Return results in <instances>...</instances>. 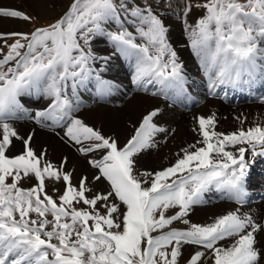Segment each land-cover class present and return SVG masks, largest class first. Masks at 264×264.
I'll list each match as a JSON object with an SVG mask.
<instances>
[{
  "label": "snow or ice",
  "instance_id": "6c2138e0",
  "mask_svg": "<svg viewBox=\"0 0 264 264\" xmlns=\"http://www.w3.org/2000/svg\"><path fill=\"white\" fill-rule=\"evenodd\" d=\"M194 8L205 14L188 26L189 39L211 88L264 81V0H184L183 16ZM121 10L146 44H137L133 33L124 28ZM0 17L32 19L5 7H0ZM111 20L120 21L121 28L111 39L135 60V83L155 81L162 93L183 88L182 66L151 4L72 0L67 11L47 27L0 33V264H179L183 245L204 249L195 251L187 264H264V247L258 246L257 239L264 233V223L241 215L239 208L207 225L185 219L211 186L244 203L247 170L256 157H264V125L223 133L215 130V113L198 116L193 131L202 139L182 148L171 166L136 175L133 157L151 147L153 135L163 131L153 123L158 110L142 118L123 147L73 115L79 104L74 107L69 99L67 81L72 80L75 92L77 80L85 79L94 59L90 34L101 32L102 24ZM33 90L51 98L46 109L35 113L38 123L64 122L65 135L81 146L78 151L103 153L90 163L100 173L95 179L103 177L110 183L107 194L88 198L87 178L73 187L71 174L65 172V190L57 203L45 191V177L59 180L61 173L51 163L41 166V157L29 146L30 136L23 140L21 154H6L12 138L22 139L7 121L21 110L19 98ZM100 90L104 91L103 81ZM236 119L243 124L247 118ZM30 176L38 183L20 187V181ZM81 202L91 211L75 207ZM170 209H176L174 214H168ZM175 221L188 228L171 227ZM225 241L229 243H221Z\"/></svg>",
  "mask_w": 264,
  "mask_h": 264
},
{
  "label": "bare ground",
  "instance_id": "6f19581e",
  "mask_svg": "<svg viewBox=\"0 0 264 264\" xmlns=\"http://www.w3.org/2000/svg\"><path fill=\"white\" fill-rule=\"evenodd\" d=\"M48 2L51 1L0 0V7L13 8L17 7L16 4L19 3L24 6H28L34 12L39 13L41 11L45 12V10L48 9ZM159 7L165 10V14L173 12V4L171 1L161 0L159 2ZM52 12L54 11L52 10ZM187 18L190 20V23L195 24L197 13L190 12ZM167 19L170 24L172 23L171 28L173 31L171 30V34L178 35L179 40L177 41L182 42L183 32L181 29H176L178 28V25L174 21V18L170 17ZM20 22V19L0 17V32L13 31L15 27L12 26H16V24H19ZM105 50L107 51V49ZM105 54H107L105 55V58L111 59L112 56V60L115 61L121 57L123 52L118 51L117 53H112L110 56L107 51ZM182 54L184 60L182 61L183 64H181L183 65L181 74L187 81L186 86L193 89V104H189L188 102L186 103L181 99L179 104H169L168 101L161 96L159 97L157 95H153L154 92L158 93L160 88H157L154 91L152 84H147L145 82L135 83L134 80L127 78V76H122V74L117 75L120 74L117 72L115 75L112 73L109 75L111 80L124 82V85H121V87L118 86V90H113L112 95H110L111 101L114 103L119 102L118 105L113 103V106H109L104 103H97L92 106L78 109L80 110L79 115H84L90 121L99 123L104 131L110 134L112 138L121 141L123 144L131 138L135 129L139 126L145 115L151 111L158 110V114L153 118V123L156 126L162 125L161 129H163V131H157L153 135L151 147L145 148L133 157L135 161L134 173L136 175H139V173L142 172H155L156 170L163 168L167 163L175 161L178 153L182 155V148H186L189 145L196 143L197 140L202 139V137L198 135V132L192 130L194 128H198V124L196 123V120L192 121L191 119H195L198 116L207 117L215 113L217 120L215 130L223 133L235 132L241 127L246 130L256 123L264 125V102L261 101V97L264 95H262V92H258L259 88L255 87L257 83L261 82L264 84V81L255 79L253 82L243 86L234 87L232 85H220L219 87L212 89V81L206 73L201 59L198 58L193 49L191 47L183 46ZM199 71L200 73H204L205 80L208 81L206 84L207 86L198 82L196 72L198 73ZM86 78H88V76ZM147 79L148 78H145V80ZM109 83L110 82H108V84ZM145 88L147 90H145ZM246 90H250L249 92L252 93V96L250 94H246ZM216 94L218 96H215ZM168 96H171L172 98L178 97L175 93H169ZM45 98L49 99V97L41 94L38 98H35L34 106H32L31 104L29 105L25 102L28 98L26 99L24 97L23 105L26 107L32 106L31 108L36 106L38 107V104L36 103L41 101L42 103L45 102L47 100H45ZM198 99H200L201 102L195 104V100ZM238 100L240 102H238ZM84 101L85 100L83 99L82 102ZM242 101H245L244 104L241 103ZM24 115L30 119H14L16 120L15 122H10L9 120L7 121L9 124H15L14 128L16 127L18 136L22 139L14 137L13 145L10 146L6 154H11V151L14 152L15 150L13 147L20 144L22 140L27 139L30 136V146L36 147L39 151H43L45 149L52 157L60 161L63 159L66 166L73 171L76 177H88L89 173L87 172L88 170H85L86 167L84 168V163L88 160V157H94L95 160V156H97L96 151L86 154L81 153L77 150L81 146L74 144L73 141L65 135L66 128L63 129L60 126H56L54 128L40 125L37 126L35 116L31 118L26 114ZM236 117H241L242 119L246 117L247 119L243 124H241L240 120H237ZM27 121L31 122V127L27 128ZM44 122H47V120ZM34 128H37V131H35ZM165 142L166 144L162 146L161 144ZM157 148L159 150L156 154L152 155L151 152H149L151 150H156ZM145 151H148L149 153L145 154ZM246 156L251 159L250 155ZM254 162L264 163V157H256ZM138 169H141L139 173L137 172ZM261 171L262 176L260 175L256 177V181L252 182L254 185L250 182L248 183L247 180V186L245 185L247 195L243 204L236 203V201L233 198H230L229 194L224 189H217L216 187H213L212 189L210 188L209 190H206L208 191V194L205 193L206 195L202 196V202L203 204L205 203L204 205H202L201 202L191 207L189 213L192 220L204 224H210L213 223L217 217L225 215L230 211H235L239 208L240 213L247 212L254 219H256L257 222L264 223V170L262 169ZM249 173V170H247L246 175ZM257 239L259 242L258 246L264 247V234H257ZM225 243L229 242L225 241Z\"/></svg>",
  "mask_w": 264,
  "mask_h": 264
},
{
  "label": "rangeland",
  "instance_id": "374dc122",
  "mask_svg": "<svg viewBox=\"0 0 264 264\" xmlns=\"http://www.w3.org/2000/svg\"><path fill=\"white\" fill-rule=\"evenodd\" d=\"M49 1H51V2H48V6H47L48 9L45 10V12L41 11L39 13L34 12L28 6H24V5L19 4V3L16 4L17 7H13L11 9L20 10V11L26 13L32 19L30 21H27V22L20 19L21 22L19 24H16V26H12V27H15L13 31H4V32H0V33H12V32L30 33L32 31H34L36 28L47 27L49 24L54 23L57 19H59L67 11L68 7L72 3V0H49ZM160 1L161 0H127V2L132 4V5H140L142 7L144 5H146V4H151L152 5L153 12L155 14H157L160 17V19L163 21V23H164V26H165V28L167 30L166 31L167 42L171 45V48L176 52V56H177V60H178L177 63H179L180 59L184 60V57L182 56L183 55L182 54L183 46L184 47H191L190 46L191 42H190V39H189V31H190V29L188 28V26L189 25H194V24L190 23V20L187 18L188 16L184 17L183 14H182L183 7H184V0H167V1H171L172 4H173V8H172L173 12H171V13L169 12L170 14H165V10H163V8L161 9L159 7V2ZM116 2L119 3V0H116ZM192 2L193 3H197V2L206 3L207 0H192ZM241 2H243V0H241ZM52 10L54 12H52ZM195 12L197 13V19L205 14L203 9L194 8L191 11V13H195ZM126 16H127V14L124 13L121 10L120 11V17H121V20L124 21V28H126L127 31L133 33V35L135 37V42L137 44H146L147 41L144 38H142L139 35V33L136 31V27L131 22V18L128 17L125 20ZM170 17H173L174 21L178 25V28H176V29H178V30L181 29V31L183 32L182 33V35H183L182 42H178L177 41V40H179V36L178 35L171 34V32L173 31V29L171 28L172 27V23L170 24L168 22V19H167V18H170ZM16 19H18V18H16ZM119 31H121L120 21L111 20V21H108V22H105V23L102 24V31L101 32H98V33H95V34H90V45L89 46H90L91 51H92V53L94 55V59L89 61L88 67L90 68V71L87 74L88 78H86L87 77L86 76L85 79L81 83L77 80V85H76V88H75V92H76V96H77V93L79 91L88 93L87 88L89 87V85L90 86L92 85V88L95 90L94 95H96L97 97H95L94 100L91 99L92 101L90 100L89 104H87V105L86 104L83 105L82 103L81 104L77 103L75 101V98H73L72 80L69 79L67 81L66 91H67V95H68L69 99L71 101L73 100L72 102H73V106L74 107L76 106V104H79V108L80 109H82L83 107L92 106V105L97 104V103H104V104L109 105V106H113L114 104H117V105L119 104V102L115 101L116 103H114L113 101H111V96L110 95H112V91L113 90H118L117 89L118 86L121 87V85H124V82L123 81H119V80H117V81L116 80H111V77H110L111 73L113 75H115L118 72L120 74H117V75H121L122 74V76H125V77L127 76V78H130L132 80H133V76H134V73H135V60H134L133 57H131L129 55H125L129 59L125 63H123L124 61H116V60L114 61V60H112L111 52L114 53L113 51H117V42H115V41H113L111 39V34L112 33H118ZM181 31H180V33H181ZM12 42H13V39H9L8 40L9 44H11ZM81 43H82V41H81ZM0 46H3V41H0ZM105 49H107L108 53L111 56V59L105 58L106 57L105 55H107V54H105V52H107ZM7 50L8 49L5 47L4 48V52L6 53ZM103 56H104V58H103ZM165 58H167V57H165ZM113 61H114V63H113ZM124 64H126V65H124ZM199 73H200V71H199ZM202 75H204L203 72H202ZM100 81L104 82V91L103 92L100 90ZM108 82H110V83L108 84ZM198 82L200 84H202V85H206L208 83L207 80H205V79L201 80L199 77H198ZM154 86H156L155 89L159 88V84L157 85V83H154ZM154 86L152 85V88H154ZM112 88H114V89H112ZM183 88H184L183 90L182 89L178 90V92L180 93L179 97L181 99L183 98V96L186 93H188L190 91L189 88H187V86L184 85V84H183ZM181 92H184V93H181ZM40 95H41V93H38L35 90H33L30 93H26V94L22 95L21 98H19V99H20V101L22 99V102H23L24 101L23 100L24 97L26 99L28 98L27 101H25V102L28 103L29 105L31 104L32 106H34L35 98H38ZM89 97H87V98H83V97L78 98V102H82L83 99L88 101ZM45 100L46 101L43 102V103H42V101L36 103V104H38V107L36 106L34 108H31L32 106L26 107L25 105L21 104L22 108H21V110H19L20 111V115H21L20 116V120H24V119L29 120L30 119V118L28 119L24 114H26L27 116L32 118V117L35 116L36 112L43 111L44 109H46L48 107V105L50 104L51 98H49V99L45 98ZM244 102L245 101H242L241 103L244 104ZM79 111L80 110L75 111L73 113V115L78 117V118H80V119H82L87 125L93 127L94 129L99 130L104 136L112 137L110 134H108L106 131L103 130V128L101 127V125L99 123H95L94 121H90L84 115L83 116L79 115L80 114ZM192 111H194V110H192ZM192 111H190V112H192ZM23 112H25V113H23ZM189 118H190V115H189ZM191 120L195 121L196 119H191ZM9 121L10 122H12V121L15 122L16 120H9ZM44 121L45 120H43L42 123L36 122L37 126L40 125V126H45V127H49V128H54L56 126H60L63 129L66 128V127L63 126L64 122L54 123L51 120H47V122H44ZM27 122H28L27 123V128L31 127V125H32L31 122L30 121H27ZM10 126L12 128H14L15 124L10 123ZM157 127L159 129H161L162 125L161 126H157ZM14 129L17 132L16 127ZM34 130L37 131V128H34ZM17 134H18V132H17ZM12 141H13V138H12ZM22 141H21L20 144H18L15 147H13V149L15 150L14 152L11 151V154H7V155L10 156V157H14L16 155L21 154L24 151V143ZM117 141H119V140H117ZM118 144H119V146L123 147L125 143L123 144L121 141H119ZM165 144H166V142L161 144V145L164 146ZM12 145H13V142H12ZM30 147L34 150L35 154L38 157H41V166H43V164L45 162L51 163L54 166V168L55 169H59V171L61 173V177H60L59 180L49 179V178L45 177V191L47 192L48 195L52 196L53 199L57 201V203H59V197L63 194V192L65 190V182L63 181V178H62L63 177V173H65V172L71 174V184H72L73 187H77L78 188L81 179L85 178V177L88 178L87 179V188L90 189V191L86 192V195H87L88 198H92L93 196H95L97 194H107L109 191H111L110 183L106 179H104L103 177H101L99 180L95 179V177L99 176L100 173H99V170L97 168H94L92 166V164L90 163V161L94 160V157H88V160H86L85 163H84V168L86 167L85 170L86 171L88 170L87 172L89 173L88 177L87 176H85V177L82 176L81 178H79V177H76L75 174L73 173V171L66 166V163H65V161L63 159L60 161V160L52 157L51 154L48 153L47 150H45V149L43 151H39L36 147H32V146H30ZM158 147H159V145H158ZM159 149H160V147H159ZM159 149L157 148L156 150H151L149 152H151V154L154 155V154H156L158 152ZM96 152H97L96 153L97 156H95V160H100L102 158L103 153L101 151H96ZM149 152L145 151V154H147ZM246 155H250V154H246ZM59 158H60V156H59ZM175 161H173L171 163H167L163 168L158 169L156 171H160V170H162L164 168H167V167L171 166L172 164L175 163ZM255 168L258 169L259 167L255 166ZM140 171H141V169L137 170L138 173ZM255 172H257V171H255ZM254 176H256V174H254ZM247 180H248V178L246 179V182H247ZM255 181L256 180H254L253 182H255ZM8 182L10 183L11 180H9ZM37 183H38V181L35 179V177L34 176H30L29 178L21 180L19 186L22 187V188L28 189V188H31V187L35 186ZM252 185H254V184L252 183ZM207 192L208 191L204 192L202 194V196H205L206 194H208ZM42 198H43V196H42ZM115 202L119 203L118 200L115 201ZM204 204L202 202V205H204ZM209 205H211V204H209ZM75 207L83 208L85 210L91 211L90 207L88 205H84L82 202L80 204H76ZM101 211H103L102 208H101ZM175 211H176V209H170L168 214L169 215L170 214H174ZM240 214L244 215V214H248V213L245 212V213H240ZM31 216H32V218H35V213H32ZM48 218L52 219L51 216H49ZM185 219H188L191 223L200 224V225H207V224L192 220V218L190 217V213L185 217ZM171 227H175V228L183 230V229L188 228V225L183 224L182 221H175ZM165 231H167V229H165ZM156 234H158V233H153V235H156ZM53 242H55V241H53ZM221 243H223V242H221ZM195 249H196V251L197 250H201V251L204 250L202 248H198V246H196V245H183L182 248H181L182 255L179 258V264H187L188 260L190 259V256L195 252ZM209 264H210V262H209Z\"/></svg>",
  "mask_w": 264,
  "mask_h": 264
}]
</instances>
